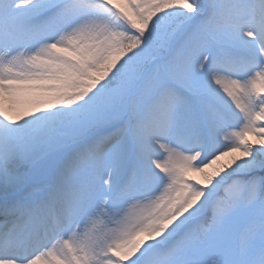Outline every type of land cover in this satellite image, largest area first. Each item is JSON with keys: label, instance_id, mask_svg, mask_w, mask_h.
Listing matches in <instances>:
<instances>
[{"label": "snow or ice", "instance_id": "1", "mask_svg": "<svg viewBox=\"0 0 264 264\" xmlns=\"http://www.w3.org/2000/svg\"><path fill=\"white\" fill-rule=\"evenodd\" d=\"M0 264H264V0H0Z\"/></svg>", "mask_w": 264, "mask_h": 264}, {"label": "bare ground", "instance_id": "2", "mask_svg": "<svg viewBox=\"0 0 264 264\" xmlns=\"http://www.w3.org/2000/svg\"><path fill=\"white\" fill-rule=\"evenodd\" d=\"M249 139H255V137H254V136H250ZM226 159H227V158H225V161H226ZM191 175H192L193 177H195L196 180H202V179H203V177H202L201 174H199V173H195V172H193V173H191Z\"/></svg>", "mask_w": 264, "mask_h": 264}]
</instances>
